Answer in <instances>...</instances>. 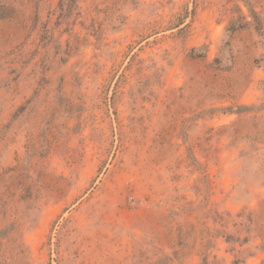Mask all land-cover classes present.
<instances>
[{"label": "rangeland", "instance_id": "rangeland-1", "mask_svg": "<svg viewBox=\"0 0 264 264\" xmlns=\"http://www.w3.org/2000/svg\"><path fill=\"white\" fill-rule=\"evenodd\" d=\"M249 8L0 0V264L262 263Z\"/></svg>", "mask_w": 264, "mask_h": 264}, {"label": "trees", "instance_id": "trees-1", "mask_svg": "<svg viewBox=\"0 0 264 264\" xmlns=\"http://www.w3.org/2000/svg\"><path fill=\"white\" fill-rule=\"evenodd\" d=\"M249 12H250V16L253 18V22H254L253 25H254L256 31L258 32L259 35H263L264 27H263V23H262V20H261L259 14L252 8H249ZM228 30L232 34V33L236 32L238 29L236 28L235 24L232 23ZM242 109H246V108L245 107L238 108V111H242ZM237 113H241V112H237ZM248 241L249 240H245L243 242L242 246L247 244ZM234 264H240V262L239 261H235ZM261 264H264V260L262 261Z\"/></svg>", "mask_w": 264, "mask_h": 264}]
</instances>
